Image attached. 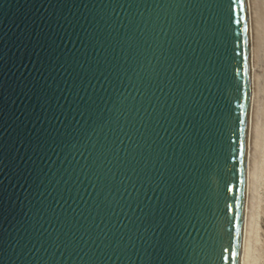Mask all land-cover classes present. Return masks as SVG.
I'll use <instances>...</instances> for the list:
<instances>
[{"label": "water", "instance_id": "1", "mask_svg": "<svg viewBox=\"0 0 264 264\" xmlns=\"http://www.w3.org/2000/svg\"><path fill=\"white\" fill-rule=\"evenodd\" d=\"M249 106L245 0H0V264H238Z\"/></svg>", "mask_w": 264, "mask_h": 264}, {"label": "rangeland", "instance_id": "2", "mask_svg": "<svg viewBox=\"0 0 264 264\" xmlns=\"http://www.w3.org/2000/svg\"><path fill=\"white\" fill-rule=\"evenodd\" d=\"M251 1L253 6L252 8H254L256 5L253 11L255 9H256L255 12L257 11L256 13L253 12H252L253 14L251 13L252 33L253 31H255L253 34L251 33L252 42H253V46L254 45L256 46V47L254 46L255 48H261V49H259L260 51L258 49L256 51V49L253 47L254 50L252 49V51L255 53L257 52L256 54L257 57H254L256 55L251 51V54L254 55L252 56L253 62H256L255 64L252 63V67L255 68V69L252 68V72L254 73L253 75L256 80V81L254 80V87H255L254 92L256 94L253 93L255 95V96L253 95L254 97L253 100L254 101L256 100L255 104L256 105L258 104L257 105L258 110L260 108V111H258L259 118H257V120L259 119L258 121L260 124L259 123L256 124L257 130L255 132L256 135L254 138V142L256 143V145L253 144L255 145L253 146V150H252L253 162H251L252 166L250 167L251 169L250 176H252L253 198L251 202L252 211H251V229L249 234L248 264H264V109H263L264 108V0H251ZM253 15L254 17H252ZM254 20L257 24L253 23ZM254 24L256 25V27H254L255 26ZM256 29H258L257 32ZM255 33L259 35L255 36ZM256 43L257 44L259 43L260 46L258 45L257 47ZM254 58L256 59L254 60ZM260 59L262 60L260 61ZM260 66L261 68H259ZM254 147L257 148L254 149Z\"/></svg>", "mask_w": 264, "mask_h": 264}, {"label": "bare ground", "instance_id": "3", "mask_svg": "<svg viewBox=\"0 0 264 264\" xmlns=\"http://www.w3.org/2000/svg\"><path fill=\"white\" fill-rule=\"evenodd\" d=\"M245 3H246V18H247L248 40H249V55H250V106H249L248 132H247V143H246V154H245V167H244V199H243V215H242V226H241V236H240L239 261H238V264H248L249 234H250V229H251V211H252L251 210V207H252L251 202H252V198H253L252 197V176H250V173H251L250 172V170H251L250 167L252 166L251 165L252 164L251 162H253L252 161L253 160L252 159L253 158L252 157L253 156L252 155V150H253V146L256 145V143L254 142V138H255V135H256L255 132L257 130L256 129V124L259 123V121H258L259 119L257 120V118H259L258 111H260V108L258 110V107H257L258 104L257 105L255 104L256 103V100L255 101L253 100V98H254L253 95L256 94V93L254 92L255 91V89H254L255 88L254 87V80H255V78H254V75H253L254 73L252 72V68H254V67H252V63L255 64L256 62H253V57L252 56H254V55L251 54V51H252L253 47L255 46V45L253 46L252 37H251V33H252L251 15L253 13H256L257 11L255 12L256 9L253 11V9L256 7V5H255L254 8H252L253 6H252V1L251 0H245ZM253 4H255V3H253ZM252 17H254V15ZM253 23H256L255 20H254ZM254 27H256V25ZM257 30L258 29H256V32H257ZM254 32L255 31H253V33ZM256 35H259V34H256L255 33V36ZM258 45H259V43L257 44V47H258ZM255 49L257 51V49L259 50L261 48H255ZM252 53H255V52L252 51ZM256 54H257V52L255 53V55ZM261 55H259V56H261ZM254 57H257V55L254 56ZM255 59L256 58H254V60ZM261 60L262 59H260V61ZM259 68H261V66ZM262 68H263V66H262ZM259 130H260V128H259ZM253 144H255V145H253ZM255 148H257V147H254V149ZM254 151H256V150H254Z\"/></svg>", "mask_w": 264, "mask_h": 264}, {"label": "snow or ice", "instance_id": "4", "mask_svg": "<svg viewBox=\"0 0 264 264\" xmlns=\"http://www.w3.org/2000/svg\"><path fill=\"white\" fill-rule=\"evenodd\" d=\"M233 255H236V252H235V250L233 251Z\"/></svg>", "mask_w": 264, "mask_h": 264}]
</instances>
